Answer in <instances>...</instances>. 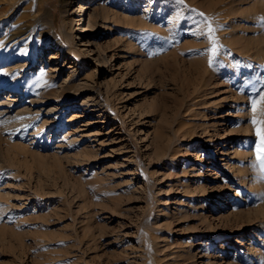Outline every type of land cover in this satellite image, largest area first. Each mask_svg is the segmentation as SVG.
<instances>
[{
    "label": "rangeland",
    "instance_id": "rangeland-1",
    "mask_svg": "<svg viewBox=\"0 0 264 264\" xmlns=\"http://www.w3.org/2000/svg\"><path fill=\"white\" fill-rule=\"evenodd\" d=\"M47 1L50 4L7 0L8 12L0 19V102L16 100L12 109L0 105V264H189L182 260L185 251L194 252L191 262L203 264L200 245L210 233L222 231L220 215L235 211L253 216L264 204V167L257 165L263 173L259 169L258 185L251 188L249 172L244 171L245 182L232 178L223 150L210 152L207 137L177 139L183 118L175 120L182 102V64L172 55L155 62L145 59L174 49L192 52V58L214 57L213 43L219 46L215 57L221 49L230 50L225 37L243 18L234 8L238 0H77L74 8L84 18L95 1L110 11L106 19L98 18V28L88 27L91 32L83 35L79 31L84 20L75 21L74 42L66 36L62 0ZM42 4L55 10L53 31H60L65 51L48 46L40 50L52 15L41 20L39 31L20 35L17 44L10 39L23 21L42 13ZM243 8V24L249 27L240 29L259 42L264 37V0H244ZM206 19L215 29V41L206 35ZM86 34L98 39L99 48L84 50L80 43ZM187 42L196 45L189 47ZM29 48L35 51L32 55L27 54ZM259 57L242 56L240 70L246 79L231 78L234 87L251 96L244 116L252 113L250 99L264 94V45ZM27 61L29 67L9 69ZM90 95L96 108L82 104ZM242 106L238 102L232 116L229 105L214 106L205 120L224 135L233 124L240 128L234 121ZM259 107V118L264 119V104ZM160 127L166 129L162 142L176 139L181 157L174 161L176 167L166 158H154ZM253 132V137L234 131L224 138L230 147L237 141L244 153L250 152L241 164L255 157L260 141L256 126ZM200 153L209 160L203 181L210 188L200 211L212 228L200 223L197 214L178 210L189 205V198L196 203L201 199L199 192L187 194L184 188L195 181ZM174 167L180 180L168 176ZM228 187L234 190L231 195ZM218 195L226 203L213 213ZM248 229L245 242L264 250V241L256 235L262 231L264 240V228L251 224ZM232 245L231 258L246 249L234 240ZM259 262L264 264V256Z\"/></svg>",
    "mask_w": 264,
    "mask_h": 264
},
{
    "label": "bare ground",
    "instance_id": "bare-ground-1",
    "mask_svg": "<svg viewBox=\"0 0 264 264\" xmlns=\"http://www.w3.org/2000/svg\"><path fill=\"white\" fill-rule=\"evenodd\" d=\"M243 1L244 0H238L237 3H235L237 7L234 8L236 10H239L242 14V17L244 18V15H246V12H244L246 11V8H243ZM46 2L47 4H50V1L46 0ZM76 2L78 1L62 0V6H61V10L64 12L63 20L66 23V28H65L66 36L69 38V41L71 42H74L73 39L75 38L74 37L75 35H73V25H75V21L81 22L84 20L82 22L83 25H81L80 27L81 30L79 31V33L83 35L87 32H91V29H89L88 27L95 26L96 28H98L99 27L98 18L102 16L104 19H106L108 17L107 16L108 11H110V10H106L102 2L95 1L92 2L89 7L92 10V12H89L88 14L89 17L84 18L85 14L78 13L77 12L78 9L74 8L75 6L74 3ZM8 4L10 3H7V0H0V19H2L5 13L8 12V7H7ZM41 10L42 13L37 12L35 14H32L30 18L27 17L28 19L23 21L22 25L19 26V29L14 30L15 33H12V36L10 37L11 41L15 40L13 44H17V42L21 40L19 38L20 35L29 32V30H31V32L39 31V28H41L40 24H42L41 20H43L44 18H46L47 20V18H49V16L52 15V19L48 21V24L50 25V31L47 32L48 33L47 39L40 43V50L44 51L45 47L48 46V47H56L60 52L65 51V48L67 46L62 41V38L59 34L60 31L58 30L59 32H57V29L56 30L54 29L55 31H53V28L56 27V22H57L54 8L42 4ZM80 11H82V9ZM243 18H240L239 21H237V23H233L235 25V29H232L229 35L225 37V40L227 41L228 45H230V50L228 49L221 51L222 50L221 49L217 57H211L210 54L207 57H202L203 56L202 55L199 58H195L196 56L192 58L190 57L192 52L185 53L184 51L179 52L176 49H174L173 51L172 50H169L168 52L164 51L162 52L163 53L162 55L161 53H159L160 56L156 58L149 57L150 59L149 58L145 59V61L155 62V60H162L164 59V57L168 55H172L176 61L181 62L182 71H183L181 73L182 81H183L182 82L183 94H182V102L178 105L177 108V114L175 120H178L180 117L183 118H180L181 120L179 121L176 129V133L178 134L177 139L183 140L185 139V136L198 137L199 139H201L203 136L207 137L208 145L211 150L210 152H215L216 148L218 151L223 150L222 154H224L225 156L224 164L232 172V178H235L236 180H240L239 183L245 182L247 177L245 175L246 172L244 173V171H247L250 174L249 182L247 183V185L248 187L252 188L258 185L259 182L256 175V173L260 169L259 167H257V165L260 164L256 159L257 146L255 147L254 151L252 149L253 153L255 154V157L252 159L251 158L245 159V162L248 163L241 164V159L245 158V155L249 151L247 153L246 152L244 153L240 148L239 142L237 141H231L234 142L235 145H232L230 147L229 144L227 143L228 140L224 139L234 131L237 133H244V131H246L248 134H250L251 137H253L254 135L253 130L255 128V125L251 122V117L253 115H256L259 118L262 113V109L259 107V110L256 113H253L251 108V110L249 109L250 112L252 111L251 115H247V116L242 115L243 114L242 111L248 109V107L247 106L244 107V105L247 103L246 100H248V98H251V96L250 95L248 96L245 92L239 91V89L234 87V85L231 83L232 80L231 78H233L234 75H239L242 78V80L246 79L245 78L246 76L244 77L243 72L241 73L242 70H240L241 69L240 59L242 58V56L256 59V58H260L259 53L263 51L264 37L261 38L259 43L255 41L252 37H250L246 33V31L245 32L241 31L240 29L241 26L249 27L248 25L243 24L244 23ZM86 22L88 23V25H86ZM81 37L82 36H80L79 38ZM193 40H195V38ZM147 41L151 42L154 41V39H147ZM80 45L85 46L84 50L88 52L89 50H92L91 47L99 48L100 42L96 37L95 38L93 37V39L88 38L86 34L82 37V42L80 43ZM186 45L192 47L196 44L195 42H191V43L187 42ZM133 46L134 45L132 43L129 44V47H133ZM1 48L2 46L0 45V50ZM34 52L35 51L33 49L29 48L27 54L32 55V53ZM210 60H212L211 66L209 64ZM30 65H31L30 62L28 61L19 62L18 65H15V67L11 66L10 68L9 67L8 68L10 70L17 67L18 68L21 67L23 69L24 67H29ZM229 66L231 67V69H229ZM142 72L143 74H148L147 68H143ZM142 77L147 78V75L146 76L143 75ZM246 88H248L247 90H249V88L251 87H249L248 85V87ZM93 98L94 97L91 95L86 97L82 101V104H87L85 105L87 107L94 106V108H96L97 101L92 100ZM15 101L16 100L14 101L3 100L0 102V105L8 104L9 106H12L11 107L12 109ZM238 102H241L243 106L241 107L240 110H238L240 111V113H238L234 122L237 123L239 125L237 127L240 128L236 129L234 124L233 127L230 125L231 126L230 130L229 128H225L227 132L224 135H220L218 133V128H216L213 124H209V121L205 120L206 117L209 115V112L214 106H216L215 107L216 109H219L226 105L230 106L229 107L230 110L228 114L232 116L234 115L233 108H235L234 106ZM51 109H47V110L49 111ZM7 111L8 109L3 110L2 112H7ZM19 111H21V109L17 110L16 113H18ZM183 113L191 118L186 119V116L185 117L182 116ZM200 120L202 123L199 122ZM205 122L207 124H205ZM211 127L213 128V132L209 133ZM165 133H166V129L164 127H160V129L156 133L158 146L155 149L154 158H156L158 161H161L166 158L169 165L175 164L176 167L177 163H175L174 161L179 159L180 157L179 149L175 148L174 142L176 141V139L174 140V142L172 141H170L169 143L162 142V140L163 141L165 140ZM216 136L219 137V139L213 142V138H215ZM257 140L258 139H256V142ZM247 156L249 155L247 154ZM190 157L192 158V156ZM197 157H198V162L201 165L199 168L195 169L198 171L196 173V177L194 178L195 181L193 183L187 184L184 188H185V193L187 194H190L194 191L199 192L200 194L199 198L201 199H199V201L196 203L193 202L191 198H189L188 200L189 205H187V207L183 209H181V207H178L180 208L178 210H185V214H190V215L197 214L199 216L198 220L200 223L205 224L206 227L212 228V223H210L204 216L203 212L200 211V208H205L206 206L205 201L207 198H209V194H210V188L208 187L206 182L203 181L204 180L203 176L206 174L204 165L205 163H207L208 165L209 160L207 159L205 154L200 153V155H198ZM175 167L172 169L173 173H170L168 176L169 177L175 176L177 180H180L179 172L176 171ZM260 171L262 170L260 169ZM170 180H174V179L172 178ZM233 192L234 190H232V187H228V192H227L228 195H231ZM223 200H224V196L222 195L216 196L214 200L215 202L212 203L214 206L212 208V210L214 209L213 213H215L217 208L222 207L224 202L226 203V201ZM180 205L184 207L186 204L182 203ZM220 210H222V208ZM255 211L256 213L253 216H249L243 213H237L235 211H231L230 214L228 215L225 214L220 215L219 219L220 222L222 223V227H221L222 231L214 234L210 233L211 234L210 238L205 241L204 245H200V248L203 247V250L201 249L200 251L202 257L204 258L203 264H226V262H228L227 264H259L260 263L259 260L262 259V256H264V250L256 247L257 245L253 246L252 243L248 244L247 242H245V238H246L245 234L246 231L249 230L248 226L253 224L256 228L259 229L264 228L262 227L264 226V204L257 207ZM231 232H233V234L236 235L234 236L233 239H229L230 237L229 233ZM256 232H257L256 235L259 237L258 238L259 241L262 243L264 241L263 237L261 236L262 231L257 230ZM251 233H253V231H251ZM233 240L238 242L241 247L245 246L246 249L243 250L242 253L240 252L236 253V255L231 258L228 257V255L233 250L234 247L232 245ZM236 251L238 252L237 247H236ZM182 254H183L182 260L188 259L189 264H194V262L190 261V259L194 257L193 251H190L189 253L185 251Z\"/></svg>",
    "mask_w": 264,
    "mask_h": 264
},
{
    "label": "snow or ice",
    "instance_id": "snow-or-ice-1",
    "mask_svg": "<svg viewBox=\"0 0 264 264\" xmlns=\"http://www.w3.org/2000/svg\"><path fill=\"white\" fill-rule=\"evenodd\" d=\"M181 3L184 2V0H180ZM201 15H204L201 13ZM261 21L264 22V17H261ZM206 23L208 25L207 27V33L213 41H215V37L212 35L215 32V29L212 27V22L210 19H206ZM201 35H205V33H201ZM218 45L213 43V46L211 48V53L215 57L218 52ZM210 66L212 65V60L209 61ZM264 104V94L259 95V98H252L250 100V106L252 108L253 113H256L259 110V106ZM251 122L256 126V135L259 136L260 141L256 148V159L258 162H260L261 166L264 167V119L258 118L256 115H253L251 117ZM2 207V206H0Z\"/></svg>",
    "mask_w": 264,
    "mask_h": 264
}]
</instances>
